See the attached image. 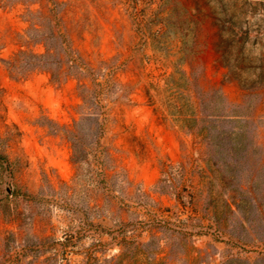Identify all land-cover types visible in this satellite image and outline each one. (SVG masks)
I'll list each match as a JSON object with an SVG mask.
<instances>
[{
  "label": "rangeland",
  "instance_id": "1",
  "mask_svg": "<svg viewBox=\"0 0 264 264\" xmlns=\"http://www.w3.org/2000/svg\"><path fill=\"white\" fill-rule=\"evenodd\" d=\"M0 264H264V0H0Z\"/></svg>",
  "mask_w": 264,
  "mask_h": 264
},
{
  "label": "water",
  "instance_id": "2",
  "mask_svg": "<svg viewBox=\"0 0 264 264\" xmlns=\"http://www.w3.org/2000/svg\"><path fill=\"white\" fill-rule=\"evenodd\" d=\"M6 192H7V193H10V188H7V189H6Z\"/></svg>",
  "mask_w": 264,
  "mask_h": 264
}]
</instances>
